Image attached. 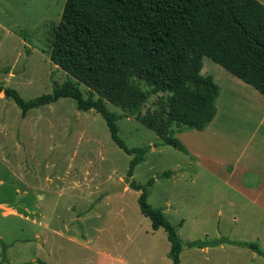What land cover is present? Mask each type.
<instances>
[{"label":"rangeland","instance_id":"374dc122","mask_svg":"<svg viewBox=\"0 0 264 264\" xmlns=\"http://www.w3.org/2000/svg\"><path fill=\"white\" fill-rule=\"evenodd\" d=\"M63 3L0 0V83L24 99L48 93L54 82L67 78L49 58ZM219 69L229 73L203 56L202 74L216 76ZM79 87L86 92L84 85ZM155 98L149 97L141 114L154 107ZM106 106L121 112L111 103ZM116 124L126 146H147L130 177L126 171L132 155L111 140L94 110H78L72 98L61 97L23 115L0 92V264H23L31 257L34 264L79 263L91 254L70 239L75 229L95 238L96 247L121 252L135 264H171L165 231L150 230V220L138 208L140 191L128 186L130 180L143 184L150 177L147 202L176 226L182 242L179 264H264L262 256L250 260L244 246L223 243L208 246V252L187 246L190 240L221 236L258 242L243 196L211 170L215 155L206 153L207 163L198 164L162 144L134 116ZM166 170L169 176L162 175ZM38 213L47 217V228L37 224Z\"/></svg>","mask_w":264,"mask_h":264},{"label":"trees","instance_id":"16d2710c","mask_svg":"<svg viewBox=\"0 0 264 264\" xmlns=\"http://www.w3.org/2000/svg\"><path fill=\"white\" fill-rule=\"evenodd\" d=\"M208 57L264 95V3L260 0H64L50 41L49 58L68 75L52 90L30 99L0 83V92L21 114L61 97L78 110L92 109L104 119L111 140L132 155L126 174L144 159L147 146L128 147L118 135L116 120L134 116L162 144L187 150L175 133L201 130L216 112L219 86L202 74ZM86 87L82 92L79 85ZM155 95L154 107L141 114ZM121 112L110 111L106 103ZM171 170L162 172L169 176ZM130 180L140 191L137 204L152 229L163 228L171 264H179L182 242L176 226L161 208L147 202L148 186ZM247 247L264 255L255 241L225 236L195 239L188 247L219 244Z\"/></svg>","mask_w":264,"mask_h":264},{"label":"crops","instance_id":"0c3cea01","mask_svg":"<svg viewBox=\"0 0 264 264\" xmlns=\"http://www.w3.org/2000/svg\"><path fill=\"white\" fill-rule=\"evenodd\" d=\"M212 77L220 89L215 102L214 117L201 130L184 129L177 131L175 136L185 146L187 153L184 154L189 155L190 159L195 158L198 164L201 161L207 163L206 153L216 156V164L211 170L216 169V177H221L223 182L243 196L250 223L259 231L256 234L258 242H255L264 251V95L231 73L220 69ZM37 216V224L47 228V222L43 221L47 218L45 214L38 213ZM75 220L79 221V215L76 214ZM157 229L150 230L153 232ZM73 232L79 234L76 229ZM58 234L61 235V232ZM75 234L70 239L86 246L91 256L82 258L79 263L73 261L65 264H135L121 252L96 247L95 238L92 239L87 233L79 234L82 240ZM45 238H42L41 246H44ZM208 248L206 246L199 249L208 252ZM249 250L250 260L257 258V255L264 257ZM35 261L31 257L23 261V264H34ZM40 264L60 262L42 261Z\"/></svg>","mask_w":264,"mask_h":264},{"label":"water","instance_id":"95a60500","mask_svg":"<svg viewBox=\"0 0 264 264\" xmlns=\"http://www.w3.org/2000/svg\"><path fill=\"white\" fill-rule=\"evenodd\" d=\"M122 186H123V184H122Z\"/></svg>","mask_w":264,"mask_h":264}]
</instances>
